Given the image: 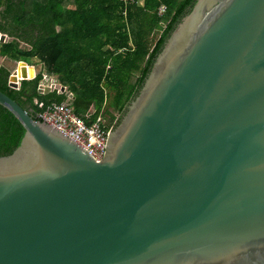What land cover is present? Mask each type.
Masks as SVG:
<instances>
[{"label": "water", "instance_id": "95a60500", "mask_svg": "<svg viewBox=\"0 0 264 264\" xmlns=\"http://www.w3.org/2000/svg\"><path fill=\"white\" fill-rule=\"evenodd\" d=\"M14 63V89L41 74ZM0 105L26 131L0 157V264H264V0H197L100 162Z\"/></svg>", "mask_w": 264, "mask_h": 264}, {"label": "trees", "instance_id": "16d2710c", "mask_svg": "<svg viewBox=\"0 0 264 264\" xmlns=\"http://www.w3.org/2000/svg\"><path fill=\"white\" fill-rule=\"evenodd\" d=\"M196 1L146 0L143 6H130L125 16L119 0H0V32L15 39L0 43V53L28 66L43 64L49 76L76 96L77 114L86 118L95 104V116L117 125L138 97L170 34ZM160 4L167 7L163 17L156 13ZM161 20L167 22L162 32ZM11 73L0 68V90L36 120L40 119L35 99L69 101L56 91L40 93L41 74L14 89ZM25 133L17 117L0 105V157L12 155Z\"/></svg>", "mask_w": 264, "mask_h": 264}, {"label": "built area", "instance_id": "2783aa9c", "mask_svg": "<svg viewBox=\"0 0 264 264\" xmlns=\"http://www.w3.org/2000/svg\"><path fill=\"white\" fill-rule=\"evenodd\" d=\"M146 0H119L123 7L122 14L127 15L128 8L133 5H144ZM167 7L160 4L157 8V15L163 17ZM167 22L161 20V32L166 27ZM33 67L34 66H29ZM42 81L39 90L42 93L58 92L54 89L57 81L45 73L41 72ZM20 80V79H19ZM10 84V82H9ZM44 85V88L42 87ZM34 105L37 107L40 121L51 126V128L67 139L75 142L85 150L96 162L104 159L107 151V140L114 124H108L103 117L95 116L94 113L87 115L86 118L76 113L74 106L67 103L45 102L35 99Z\"/></svg>", "mask_w": 264, "mask_h": 264}, {"label": "rangeland", "instance_id": "374dc122", "mask_svg": "<svg viewBox=\"0 0 264 264\" xmlns=\"http://www.w3.org/2000/svg\"><path fill=\"white\" fill-rule=\"evenodd\" d=\"M2 8H3V6L0 5V10H1ZM22 48H28V46H22ZM0 65L5 66L6 68H8V69L11 70V71L14 70V69L17 67L15 63H13L11 60H9V59H7V58H2ZM42 66H43L42 64H38V65H36V66H35L36 71H37V72L40 71V73H41V72H42V71H41V67H42ZM40 93H42V92L40 91ZM95 110H96V105L94 104L93 107L91 108L90 112L88 113V115L93 114V113H91V112H93V111H95Z\"/></svg>", "mask_w": 264, "mask_h": 264}, {"label": "bare ground", "instance_id": "6f19581e", "mask_svg": "<svg viewBox=\"0 0 264 264\" xmlns=\"http://www.w3.org/2000/svg\"><path fill=\"white\" fill-rule=\"evenodd\" d=\"M33 73L34 72H33L32 68L29 66H27V67L19 66V68H18V76L20 78H27V77L31 78Z\"/></svg>", "mask_w": 264, "mask_h": 264}, {"label": "crops", "instance_id": "0c3cea01", "mask_svg": "<svg viewBox=\"0 0 264 264\" xmlns=\"http://www.w3.org/2000/svg\"><path fill=\"white\" fill-rule=\"evenodd\" d=\"M137 6H143V5H137ZM160 29V28H159ZM158 33V32H157ZM3 58H7V57H3ZM7 59H9V58H7ZM9 60H11V59H9ZM13 63L15 62V61H13V60H11ZM43 65V64H42ZM35 67V66H34ZM25 69V68H24ZM41 71H44L43 70V66L41 67ZM46 73V72H45ZM47 74V73H46ZM52 78H54L56 81H57V77H53V76H51ZM58 83V82H57ZM45 93H47V92H45ZM96 111V110H95ZM95 111H93V112H91V113H94Z\"/></svg>", "mask_w": 264, "mask_h": 264}, {"label": "flooded vegetation", "instance_id": "af4514ba", "mask_svg": "<svg viewBox=\"0 0 264 264\" xmlns=\"http://www.w3.org/2000/svg\"><path fill=\"white\" fill-rule=\"evenodd\" d=\"M2 10H3V8L0 10V19H1V13H2ZM22 46H28V44L27 43H21V47ZM1 54V53H0Z\"/></svg>", "mask_w": 264, "mask_h": 264}]
</instances>
